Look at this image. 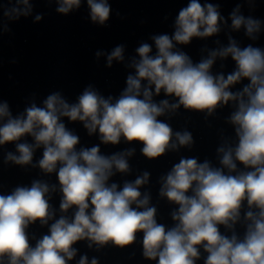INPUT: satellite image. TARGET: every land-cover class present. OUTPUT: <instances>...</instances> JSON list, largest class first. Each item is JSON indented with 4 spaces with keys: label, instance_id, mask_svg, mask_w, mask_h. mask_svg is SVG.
I'll return each mask as SVG.
<instances>
[{
    "label": "clouds",
    "instance_id": "obj_1",
    "mask_svg": "<svg viewBox=\"0 0 264 264\" xmlns=\"http://www.w3.org/2000/svg\"><path fill=\"white\" fill-rule=\"evenodd\" d=\"M56 3V11L64 15L81 6V0ZM86 3L91 21L105 25L111 13L108 0ZM32 12L30 0L0 2V23L3 18L16 21ZM41 19L35 16L36 21ZM230 19L234 31L243 28L248 38H258L262 22L244 16L240 5ZM222 22L226 21L219 5L189 0L175 19L173 34L151 38L155 54L148 43L136 49L139 59L133 58L130 64L135 74L128 75L118 98H105L89 86L76 103H69L60 92H53L42 106L32 103L16 116L7 102L0 103V145L14 143L18 153L8 152L6 162L30 165L35 151L42 148V158L34 166L45 174L55 173L61 197L57 218L50 203L57 184L33 180L30 186L0 194V264H69L77 255L74 245L79 241H88L89 248L109 243L124 248L135 243L137 233L143 234V256L156 264H197L201 249L207 254L204 264H264V49L251 44L241 47L229 36L227 46L209 50L196 63L176 48L193 38L218 34ZM228 57L235 62L234 70L213 74L217 59ZM123 59L120 45L108 54V66ZM244 80L248 83L242 90H231ZM161 91L177 102L157 103L153 97ZM230 101L235 105L229 122L236 142L217 148L219 166L181 158L161 178L160 197L177 206L171 212L170 227L157 221L150 193L140 190L148 183V172L122 186L110 182L116 173L130 171L128 158L134 150L106 155L99 145L78 148L79 136L63 122V118L81 122L90 136L98 133L104 145H118L122 138L139 142L142 154L155 159L193 142L191 133H174L159 117L181 106L211 115ZM29 136L33 143L21 142ZM37 222L48 226V231L33 244L28 229ZM237 224H242V235ZM78 264H89L88 257L81 256ZM90 264L98 260L93 258Z\"/></svg>",
    "mask_w": 264,
    "mask_h": 264
}]
</instances>
